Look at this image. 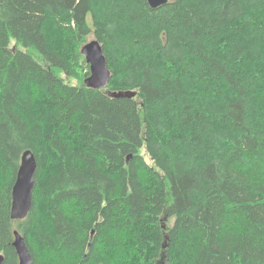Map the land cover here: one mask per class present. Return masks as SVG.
<instances>
[{
    "label": "trees",
    "instance_id": "16d2710c",
    "mask_svg": "<svg viewBox=\"0 0 264 264\" xmlns=\"http://www.w3.org/2000/svg\"><path fill=\"white\" fill-rule=\"evenodd\" d=\"M15 229L31 264H264V0H0L2 264Z\"/></svg>",
    "mask_w": 264,
    "mask_h": 264
},
{
    "label": "water",
    "instance_id": "95a60500",
    "mask_svg": "<svg viewBox=\"0 0 264 264\" xmlns=\"http://www.w3.org/2000/svg\"><path fill=\"white\" fill-rule=\"evenodd\" d=\"M168 0H147L151 8H157ZM86 63L89 64V76L85 83L91 88H102L107 86L110 78V70L106 65L105 56L101 44L97 39H90L80 49ZM114 97L133 96L135 92H111ZM37 163L31 149H25L20 157L16 177L11 192L10 218L21 220L26 217L32 205V192L34 188V176ZM12 245L18 256V264H31L32 257L26 246L24 237L15 229L13 231ZM3 255L0 253V264Z\"/></svg>",
    "mask_w": 264,
    "mask_h": 264
},
{
    "label": "rangeland",
    "instance_id": "374dc122",
    "mask_svg": "<svg viewBox=\"0 0 264 264\" xmlns=\"http://www.w3.org/2000/svg\"><path fill=\"white\" fill-rule=\"evenodd\" d=\"M88 20L90 21V15L88 16ZM92 38H93V36L90 35V36L88 37V40H90V39H92ZM12 46H14V40H13V39H11V43H10V47H12ZM18 48H20V49H24V47H23L22 45H19ZM34 57L36 58V60H37L39 63L44 64L43 60L41 59L40 56H38L37 53H34ZM61 75H63L62 77H65V75H64L63 72L61 73ZM68 81H69L70 83H73V84H76V83H77V80H76V79H70V80H68Z\"/></svg>",
    "mask_w": 264,
    "mask_h": 264
}]
</instances>
